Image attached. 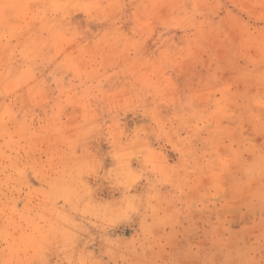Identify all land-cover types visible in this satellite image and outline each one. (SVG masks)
Returning a JSON list of instances; mask_svg holds the SVG:
<instances>
[{
	"label": "rangeland",
	"instance_id": "obj_1",
	"mask_svg": "<svg viewBox=\"0 0 264 264\" xmlns=\"http://www.w3.org/2000/svg\"><path fill=\"white\" fill-rule=\"evenodd\" d=\"M0 264H264V0H0Z\"/></svg>",
	"mask_w": 264,
	"mask_h": 264
}]
</instances>
